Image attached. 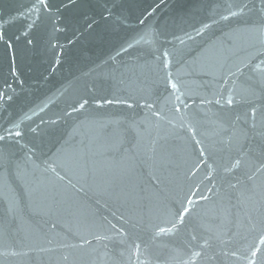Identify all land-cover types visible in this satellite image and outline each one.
I'll return each mask as SVG.
<instances>
[{"label":"water","instance_id":"95a60500","mask_svg":"<svg viewBox=\"0 0 264 264\" xmlns=\"http://www.w3.org/2000/svg\"><path fill=\"white\" fill-rule=\"evenodd\" d=\"M46 3L0 0V264H264V0Z\"/></svg>","mask_w":264,"mask_h":264},{"label":"snow or ice","instance_id":"6c2138e0","mask_svg":"<svg viewBox=\"0 0 264 264\" xmlns=\"http://www.w3.org/2000/svg\"><path fill=\"white\" fill-rule=\"evenodd\" d=\"M38 3H40L41 5H43L45 8L47 7L46 0H38ZM29 43H31V41H29ZM167 66H168L167 64L164 65L165 68H166ZM168 82L171 84V88H172V89H176V88H177V84L172 83L171 80H169ZM177 99H179V98H177ZM227 103H228L229 105H231V104L233 103V101H232L231 99H229V100L227 101ZM181 104H182V106L185 107V108L188 107L187 103H185V102H183V101L181 102ZM80 107L82 108L83 105H80ZM129 107H131V105H129ZM148 107L151 108L152 106H151V105H148ZM175 111H176L177 113H179V112L181 111V107H180V106H176V107H175ZM156 115H159V113H156ZM9 134H11V133H9ZM15 134H16L17 136H20V135H21L20 132H16ZM3 139H4V136H0V140H3ZM197 143H199V141H197ZM203 156H204V151L201 150V151H200V157H203ZM200 162H202V161H200ZM238 164H239V161H237V162H236V165H233V167H236ZM198 167H199V163H194V164L192 165V168L189 169L190 173H191L192 175H195V172L193 171V169H196V168H198ZM233 187H235V186L233 185ZM197 190H198V189H197ZM200 198H201V199H207V197H205V196H203V195H201ZM185 200L187 201V204H188V205H191V204L193 203V199H192V197H191V196H188L187 194L185 195ZM189 211H190L189 207H186V206H183V207H182V211H179V212L177 213V216H178V223H183V221H184V217H185L186 214L189 213ZM175 227H176V224L173 223L172 228H175ZM172 228H163V227H161V228H159V232H160V233L171 232V231H172ZM192 239H193V240H196L197 238H196L195 236H193ZM261 243H264V237H261ZM207 246H208V241L205 240L204 244L200 245L201 251L196 252V253H195V256H200V255L202 254V252H203V249H204L205 247H207ZM138 247H139V246L137 245V248H138ZM258 252H259V247H255V248H253V249H249V256H250V258H249V260H248V264H255V259H254V258L257 257ZM233 255H235V253H233Z\"/></svg>","mask_w":264,"mask_h":264}]
</instances>
